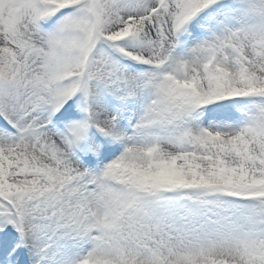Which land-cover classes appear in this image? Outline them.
Returning a JSON list of instances; mask_svg holds the SVG:
<instances>
[{
    "label": "snow or ice",
    "instance_id": "obj_1",
    "mask_svg": "<svg viewBox=\"0 0 264 264\" xmlns=\"http://www.w3.org/2000/svg\"><path fill=\"white\" fill-rule=\"evenodd\" d=\"M0 264H264V0H0Z\"/></svg>",
    "mask_w": 264,
    "mask_h": 264
}]
</instances>
